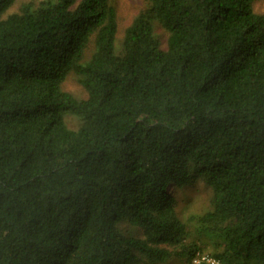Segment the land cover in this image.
I'll list each match as a JSON object with an SVG mask.
<instances>
[{
  "label": "trees",
  "instance_id": "16d2710c",
  "mask_svg": "<svg viewBox=\"0 0 264 264\" xmlns=\"http://www.w3.org/2000/svg\"><path fill=\"white\" fill-rule=\"evenodd\" d=\"M15 2L0 0V264L193 259V233L224 264H264L256 0H147L120 43L113 0ZM199 179L210 208L188 220L172 186Z\"/></svg>",
  "mask_w": 264,
  "mask_h": 264
},
{
  "label": "rangeland",
  "instance_id": "374dc122",
  "mask_svg": "<svg viewBox=\"0 0 264 264\" xmlns=\"http://www.w3.org/2000/svg\"><path fill=\"white\" fill-rule=\"evenodd\" d=\"M29 0H16L15 4L10 8L9 12L17 11L23 2ZM38 1V0H37ZM119 20V32H118V43L121 42L125 28L131 23L137 13L145 6L147 0H113ZM255 7L258 11L264 13V0H256ZM156 32L159 36L161 46L166 47L167 45V31L159 24L156 25ZM65 89L71 91L78 98H85L87 96L86 89L77 81L73 76L68 77L64 84ZM66 120L69 126L77 128L81 122L79 116L75 114H68ZM172 189L177 196V207L182 214L183 218L190 219L191 216L199 215L204 213L210 208L211 189L202 180H194L193 182L179 187L173 185ZM191 223V222H190ZM190 240L197 241L201 246L202 251L198 250L196 254L202 253L212 255L214 252V245L211 243L208 237L200 236L198 234H191ZM193 259L188 257L174 256L161 264H194Z\"/></svg>",
  "mask_w": 264,
  "mask_h": 264
},
{
  "label": "built area",
  "instance_id": "2783aa9c",
  "mask_svg": "<svg viewBox=\"0 0 264 264\" xmlns=\"http://www.w3.org/2000/svg\"><path fill=\"white\" fill-rule=\"evenodd\" d=\"M201 260H207L210 261L214 264H224L221 260L211 256V255H207V254H202V253H198L196 254V256L194 257V264H198Z\"/></svg>",
  "mask_w": 264,
  "mask_h": 264
}]
</instances>
